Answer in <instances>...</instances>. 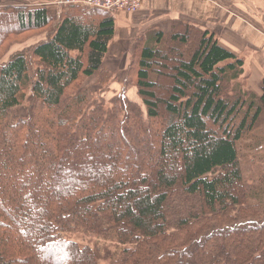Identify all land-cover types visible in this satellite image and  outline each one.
<instances>
[{"label":"trees","instance_id":"trees-1","mask_svg":"<svg viewBox=\"0 0 264 264\" xmlns=\"http://www.w3.org/2000/svg\"><path fill=\"white\" fill-rule=\"evenodd\" d=\"M81 7L54 28L46 8L0 7L16 23L0 49L51 28L0 63V264H264V80L243 89L244 60L176 21L135 46L144 119L79 85L109 80L116 32L109 11ZM160 67L173 82L154 128Z\"/></svg>","mask_w":264,"mask_h":264},{"label":"crops","instance_id":"crops-1","mask_svg":"<svg viewBox=\"0 0 264 264\" xmlns=\"http://www.w3.org/2000/svg\"><path fill=\"white\" fill-rule=\"evenodd\" d=\"M62 1V9L58 2ZM70 0H0V7L46 8L57 21ZM108 55L129 61L140 32L168 33L176 21H194L214 32L222 46L244 60L246 85L261 95L264 80V0H143L135 13L119 12ZM130 50V52H129Z\"/></svg>","mask_w":264,"mask_h":264},{"label":"rangeland","instance_id":"rangeland-1","mask_svg":"<svg viewBox=\"0 0 264 264\" xmlns=\"http://www.w3.org/2000/svg\"><path fill=\"white\" fill-rule=\"evenodd\" d=\"M81 8L85 9L84 7ZM67 10L68 7L64 8L63 11H67ZM99 12L100 11H95L93 13L98 15ZM102 13L105 14V12ZM106 14L109 15L108 13ZM59 17H60V13L59 16L57 17V21L59 20ZM56 23L57 22H55V18L53 17V23L51 24V27L54 28L56 26L55 25ZM185 23L194 27L196 31L204 29L202 25L194 21H185ZM9 25L16 26V23L14 22L12 24L11 23L9 24L7 22L4 23L0 21V28L2 30L9 28ZM50 30L51 28H46L43 30L27 31L24 33H20L18 35H11L9 39L2 44L3 47H1L0 49V63L8 59L9 56L11 55L10 53L20 52L23 50L26 51L27 49H29L28 51H30V49L34 47V45L45 39V37L49 34ZM155 30L140 32L141 34L139 39L136 41V44L139 40L141 39L144 40L145 38H147V36L152 31ZM143 43L144 41L139 45V47L142 46ZM139 47L136 49V51L134 47L132 53H129L130 55L129 61H127L124 64L122 62H118L117 64H114L113 60L117 58L112 55L111 56L108 55L106 57L104 62V69L109 71L111 74L109 75L108 81L101 82V80H99L98 77L94 76L92 78H82L79 82V85L85 88H89V90H91L92 92L99 94L106 100V102L111 101L118 94H120V96H126L128 100L134 102L141 108L144 119L148 120L149 117H148L147 107L143 99L140 98L139 95L137 94L136 70L138 68L137 64L139 59ZM171 75H172V71L160 67L156 74L157 85L153 89H151V91L156 96L157 103L160 104V110H159L160 118L152 121V126L154 128H157L158 126L159 127L162 126L164 124V120L167 118L164 109V101L168 98L172 87L173 80L171 78L172 77ZM237 82H240L242 84L243 89H246V80L241 78ZM18 112L21 113L22 115H25L24 107H19ZM66 171H65L66 175L63 176V178L70 176L73 177L72 175H76V173H72L68 169Z\"/></svg>","mask_w":264,"mask_h":264},{"label":"built area","instance_id":"built-area-1","mask_svg":"<svg viewBox=\"0 0 264 264\" xmlns=\"http://www.w3.org/2000/svg\"><path fill=\"white\" fill-rule=\"evenodd\" d=\"M68 3L86 8H100L109 11L113 16L119 12L135 13L141 9L143 0H70ZM62 1L58 5L62 9Z\"/></svg>","mask_w":264,"mask_h":264}]
</instances>
